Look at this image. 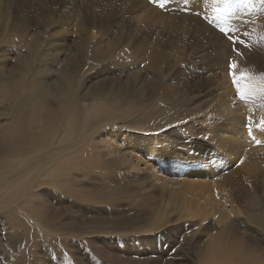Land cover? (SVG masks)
Wrapping results in <instances>:
<instances>
[{
	"label": "bare ground",
	"instance_id": "1",
	"mask_svg": "<svg viewBox=\"0 0 264 264\" xmlns=\"http://www.w3.org/2000/svg\"><path fill=\"white\" fill-rule=\"evenodd\" d=\"M89 4L92 13L85 19L86 32L90 33L93 29L101 32L109 20L112 27L118 30L124 27L128 33L126 38L116 39L118 42L111 44L110 53L109 50L94 52L90 47L88 52L91 51L89 53L92 55L89 59L108 62L110 65L113 60L116 62L112 65L124 59L133 67L144 68L142 74H139V70L134 74L128 67L122 79L121 75L113 74L117 76L109 77L106 89L95 86L100 94H93V91L92 95L98 96L110 112L105 118L108 122L104 121L101 128L97 129L110 128L111 125L120 130L119 135H124L127 120H130L133 126L140 123L150 127L151 131H165L166 135L170 131L165 129L169 123L178 120H188L189 123L196 119L197 122L191 123L196 132L191 131L190 134L194 135L192 141L200 144V151H204L205 144L208 145L212 149L205 152L207 155H224L237 166L246 168L253 185L263 183L264 0H230L227 7L220 0H91ZM16 25L12 24L11 27ZM222 28L239 44L226 39L220 31ZM8 32H11L10 28L6 29V34ZM72 40L82 41V49L89 45L87 39ZM121 45L127 49L122 55L114 51ZM200 54L208 58L203 71L194 65ZM232 61L237 64V77L241 73H246L248 77L238 84H234L229 75L228 64ZM84 67L83 62L76 59L73 72L58 73L57 79L63 84H58V81L54 84L53 79L41 87L38 80L29 81L27 70L24 69L18 77L16 75V80L4 79L5 76L0 75V98L7 96L14 105L21 98L18 104L11 107L7 123L0 127V210L16 199L27 197L41 175L63 158H69L73 151L91 143L92 133L98 134L92 130L93 127L88 128L94 125L91 120H83V116L91 112L93 103L84 98L80 91L83 86L90 87L99 74L88 75L85 79ZM78 78L83 80L80 88H77ZM197 79H208L202 102L204 110L198 116L195 109H185L186 105L181 99L182 95H186L189 81ZM88 83L90 85L86 86ZM50 86L55 87L52 94ZM50 95L58 97L56 105L47 103V96ZM161 110L162 113L159 112ZM77 130L82 134L75 139L72 135ZM182 133L181 137L175 139L182 140L181 147L187 148L191 138L185 132ZM129 136L145 149L143 163L139 160L137 167H145L149 172L147 179H150L152 188L154 184L162 192L176 194L194 218L204 221L212 215L214 223L224 225L225 222L221 220H234L243 214L239 209L240 200L257 207L260 197L256 196L253 186L246 188L237 199L219 188V198L214 190L217 187H212L206 181L207 176L194 167L200 161L193 159L194 166L183 171L170 156L174 150L161 133L146 136L131 132ZM155 142L162 144L158 150ZM187 166L190 164L187 163ZM258 211L256 214L250 210L242 219L251 234L258 232L256 228L264 232V212L260 208ZM221 233L227 239L226 233ZM258 242L261 244L262 240ZM227 247L231 246L228 244ZM255 247L252 248L255 255L251 256H244V248L238 251L231 248L232 252L226 250V255L217 244L208 243L206 249L211 252L210 256L220 259L222 264L226 260L231 264H264L262 251Z\"/></svg>",
	"mask_w": 264,
	"mask_h": 264
},
{
	"label": "rangeland",
	"instance_id": "2",
	"mask_svg": "<svg viewBox=\"0 0 264 264\" xmlns=\"http://www.w3.org/2000/svg\"><path fill=\"white\" fill-rule=\"evenodd\" d=\"M89 1L0 0L1 77L16 80V75L18 77L24 69L29 81L38 80L40 87L53 79L54 84H63L57 79L58 75L73 72L76 59L85 65V79L88 75L99 74L97 80L86 85L90 87L83 86L80 91L84 98L93 103L89 115H82L83 120H91L94 125L88 128L93 127L92 130L98 134L92 133L91 143L56 163L51 168L53 171L41 175V180L31 187L27 197L16 199L4 211L0 210V264H222L220 259L210 256L211 252L206 249L208 243L217 244L224 255L231 248L237 251L244 248V256L255 255L252 248L257 246L264 260V232L256 228L258 232L251 234L242 220L250 210L258 214L260 208L264 212V182L253 185L246 168L237 166L224 155L210 157L205 152L212 148L206 144L204 151H200V144L194 143V135L190 134L191 131L196 132L191 124L197 122L196 119L189 123L188 120L169 123L165 129L170 131L166 135L165 131H151L150 127L140 123L133 129L135 126L130 120H127L124 135H119L120 130L111 125L99 130L104 121L108 122L105 118L109 111L98 96L92 95L93 91V94H100L95 86L106 89L109 77L121 75V79L124 78L128 67H131L132 73L139 70V74H142L144 68L133 67L124 59L114 65V60L110 65L89 59L92 55L89 52L109 50L110 53L111 44L118 42L116 39L128 36L124 27L118 30L112 27L109 20L101 32L95 29L86 32L85 19L92 13L88 8L91 5ZM12 24L17 25L12 28ZM9 28L11 32L6 34ZM72 39H87L90 46L82 49V41ZM92 45L95 47L92 48ZM90 47L92 50L88 52ZM114 51L122 55L127 49L121 45ZM196 59L198 61L194 65L200 71L205 70L208 58L200 54ZM115 73L117 75H113ZM207 80L189 81L186 95L180 93L185 109H195L196 116L204 110L202 102ZM82 84L83 80L78 78L77 88ZM58 101L56 95L47 96L48 104L56 105ZM15 105L7 96L0 98V127L7 121L10 109ZM131 132L146 136L161 133L171 143L174 154L170 156L182 170H190L194 160L200 161L194 167L207 176L206 181L212 187H217L214 190L218 194L219 188H222L237 199L246 188L255 187L256 196L260 197L257 207L240 200L239 209L243 214L234 220H221L225 222L224 225L214 223L212 215L204 221L194 218L176 194L165 190L162 192L153 183L152 188L150 179H147L149 172L145 167H137L140 161L143 163L145 149L133 141L129 136ZM182 132L191 138L187 148L181 147L182 140L175 139L181 137ZM79 134L82 133L77 130L72 136L77 139ZM154 144L157 150L162 145ZM223 231L227 239H224ZM260 239L261 244L258 242ZM225 264L231 263L226 260Z\"/></svg>",
	"mask_w": 264,
	"mask_h": 264
},
{
	"label": "snow or ice",
	"instance_id": "3",
	"mask_svg": "<svg viewBox=\"0 0 264 264\" xmlns=\"http://www.w3.org/2000/svg\"><path fill=\"white\" fill-rule=\"evenodd\" d=\"M220 2L223 3V5L225 7H227V5L229 4L230 0H220ZM217 11L219 12L220 9H217ZM220 31L224 35V37L226 39H231V42L232 43L239 44V41L236 40L233 37H230V34L228 32H226L223 28L220 29ZM236 68H237V64H236L235 61L229 62V64H228L229 75L232 77V82L234 84H238L240 80H243V79L248 78L246 73H241L240 76L237 77V75H236ZM241 97H243V94L242 93H241Z\"/></svg>",
	"mask_w": 264,
	"mask_h": 264
}]
</instances>
